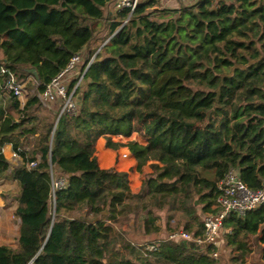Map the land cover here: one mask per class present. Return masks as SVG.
Here are the masks:
<instances>
[{"label": "trees", "instance_id": "trees-1", "mask_svg": "<svg viewBox=\"0 0 264 264\" xmlns=\"http://www.w3.org/2000/svg\"><path fill=\"white\" fill-rule=\"evenodd\" d=\"M115 3L0 0V65L30 90L24 103L5 96L0 74V180L17 182L4 198L17 202L20 227L17 245L0 244V264H247L251 238L264 244V205L226 219L218 257L212 244L168 235H203L231 167L263 186L264 0ZM84 51L95 58L78 109L60 114L41 95ZM134 133L147 139L126 144L143 175L138 192L95 154L99 138L118 149L113 136ZM6 145L21 160L12 164ZM53 176L66 178L55 202Z\"/></svg>", "mask_w": 264, "mask_h": 264}, {"label": "built area", "instance_id": "built-area-1", "mask_svg": "<svg viewBox=\"0 0 264 264\" xmlns=\"http://www.w3.org/2000/svg\"><path fill=\"white\" fill-rule=\"evenodd\" d=\"M140 0H116L115 9L122 10L130 7L133 11ZM199 0H181L186 5L195 4ZM128 19L124 22L126 23ZM95 55L89 57L84 53H76L69 60L67 66L61 70L47 84L45 91L41 95L44 103L47 105L60 104V114L64 112L68 114L76 113L78 109V98L75 92L83 83V79L92 64ZM0 74L6 75L4 86L2 87L3 94L11 97V95L19 97L21 100L24 95V84L17 81L15 75L9 69L0 65ZM75 84L72 86V82ZM146 139V138H145ZM136 140V139H135ZM132 155L129 148L122 149L119 157L128 159ZM12 162L21 160V156L17 151H13L11 158ZM37 160L29 163L30 166H35ZM66 178L64 176H53V202L56 200V192L58 189L65 187ZM218 188L220 195L217 199L216 211L206 214L204 217V233L201 236H194L191 232L180 229L169 233V239L178 241L188 240L195 241L201 247L212 244L218 247L220 244L221 231L224 228V223L232 214L244 216L247 212L255 210L264 205V183L261 188L252 189L245 183L239 174L237 168L231 167L225 175L219 180ZM87 211V209H85ZM161 240L146 245L147 250H155L158 248ZM214 257H218V251L213 252Z\"/></svg>", "mask_w": 264, "mask_h": 264}, {"label": "crops", "instance_id": "crops-1", "mask_svg": "<svg viewBox=\"0 0 264 264\" xmlns=\"http://www.w3.org/2000/svg\"><path fill=\"white\" fill-rule=\"evenodd\" d=\"M160 2H161L162 7H177L181 4V0H160ZM5 96H7V95H5ZM26 99H27V97L22 99L23 103L26 102ZM135 139L138 140L142 144L147 143V139H145L144 137H142L138 133H134L132 136H123V135L113 136L114 141L125 144L123 146H120V148H118V149H114V148L108 147L106 145V139L104 137H101L98 139V141L96 143L95 154L97 155L98 162H99V165L101 167H103V168L115 167L118 170L127 171L129 173L130 186H131L132 191L138 192L142 186L143 175L137 169L136 158L134 157L133 154L128 159H123V158L119 157V154H120L122 149L129 148L126 144L129 141L135 140ZM12 152H13V149L10 145H6L4 147V153L8 159L11 158ZM14 183L17 184V182H14ZM17 188H18V185H17ZM0 199H1V197H0ZM15 207H17V202L15 204ZM17 221H18V218H17ZM19 229H20V227H19ZM19 234H20V230H19ZM261 237H262V234H258L257 238H254V237L251 238V242L253 243V240H254V242L256 244L255 246L257 247V250H258L257 243H258V245H261V250L264 246V244L258 240ZM261 250H260V252H261ZM247 264H249V263H247Z\"/></svg>", "mask_w": 264, "mask_h": 264}, {"label": "rangeland", "instance_id": "rangeland-1", "mask_svg": "<svg viewBox=\"0 0 264 264\" xmlns=\"http://www.w3.org/2000/svg\"><path fill=\"white\" fill-rule=\"evenodd\" d=\"M181 4H184L181 2ZM186 5V4H184ZM178 7V6H177ZM24 84V95L23 99L27 97L28 93H30L29 88L26 86V82ZM12 162V161H11ZM17 163V162H15ZM14 164V162H12ZM15 181H9V180H0V244L1 243H9L13 245H17L18 243V235H19V224L17 222V217L15 216L16 211V201L14 197L9 195V199L7 202H9V205H6V200L4 198V194H9L11 191L17 189V184L14 183ZM3 201V202H2ZM3 203V204H2ZM205 217V216H204ZM223 234L220 239V244L217 247V251L219 255H221V251H223ZM222 242V243H221ZM254 244V252L249 257V264H260L258 261L260 253L257 252V247L255 246V242L253 240ZM258 246V243H257ZM256 260V261H255Z\"/></svg>", "mask_w": 264, "mask_h": 264}, {"label": "water", "instance_id": "water-1", "mask_svg": "<svg viewBox=\"0 0 264 264\" xmlns=\"http://www.w3.org/2000/svg\"><path fill=\"white\" fill-rule=\"evenodd\" d=\"M79 100H80V99H78V101H79ZM132 222H133V221H132ZM180 242H181L182 245H185V246H190V247H192V248H196V249H200V248H201V246L198 245V244H196L195 241L181 240ZM260 250H261V245H258V250H257V252H260Z\"/></svg>", "mask_w": 264, "mask_h": 264}]
</instances>
